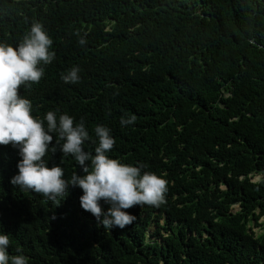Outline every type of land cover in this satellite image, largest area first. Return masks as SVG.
I'll use <instances>...</instances> for the list:
<instances>
[{
    "label": "trees",
    "instance_id": "16d2710c",
    "mask_svg": "<svg viewBox=\"0 0 264 264\" xmlns=\"http://www.w3.org/2000/svg\"><path fill=\"white\" fill-rule=\"evenodd\" d=\"M37 17L59 65L21 86L33 116L83 118L92 153L94 128L107 126L109 157L144 165L167 192L158 207L127 209L133 225L106 231L79 187L52 202L13 185L19 150L0 145L9 254L29 264H264V0H0V43L18 47ZM74 66L79 83H65ZM45 159L66 180L83 174L59 150Z\"/></svg>",
    "mask_w": 264,
    "mask_h": 264
},
{
    "label": "clouds",
    "instance_id": "9594fccd",
    "mask_svg": "<svg viewBox=\"0 0 264 264\" xmlns=\"http://www.w3.org/2000/svg\"><path fill=\"white\" fill-rule=\"evenodd\" d=\"M52 16L46 12L42 22ZM39 18L26 22L30 30L18 47L0 43V145L11 144L18 148L21 157L17 163L18 173L10 182L21 191L42 194L52 202L58 198L63 200L70 186L79 187L83 192L80 205L95 217L98 225L106 231L123 230L137 220L127 209L144 205L158 207L165 202L167 181L144 171V165L125 164L110 158L108 153L116 141L107 126L94 128L98 143L92 140L97 145L92 153L83 147L91 139L83 118L74 123L72 116L64 113L57 117L54 111H48L43 119L33 116L32 102L20 94L21 86L38 83L50 65L51 69L59 65L54 61V50L49 51L53 44L51 35ZM79 43L83 45L85 40L81 38ZM63 69L61 79L65 83H79L78 66ZM135 121L136 116L132 115L122 117L120 123L123 127ZM54 137L55 144L52 143ZM57 150L63 156H73L83 174L73 172L66 180L62 167H48L45 157ZM101 201L109 205L107 211ZM9 245V234L0 232V264H29V258L19 249V254L10 255Z\"/></svg>",
    "mask_w": 264,
    "mask_h": 264
},
{
    "label": "rangeland",
    "instance_id": "374dc122",
    "mask_svg": "<svg viewBox=\"0 0 264 264\" xmlns=\"http://www.w3.org/2000/svg\"><path fill=\"white\" fill-rule=\"evenodd\" d=\"M260 178H261V176H253V179H252V181H258V180H260ZM239 210V207L237 206V205H235V206H233L232 207V211L233 212H237ZM264 223V217H262L261 219H260V221H259V223ZM155 228L154 227H151L150 228V232H152L153 230H154ZM253 232L255 233V234H259L260 232H261V230H260V228H254L253 229Z\"/></svg>",
    "mask_w": 264,
    "mask_h": 264
}]
</instances>
